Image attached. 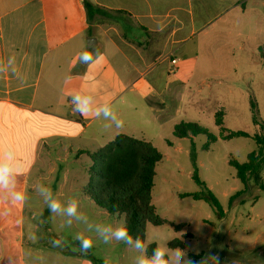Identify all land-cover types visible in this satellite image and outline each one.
I'll use <instances>...</instances> for the list:
<instances>
[{
    "label": "crops",
    "instance_id": "1",
    "mask_svg": "<svg viewBox=\"0 0 264 264\" xmlns=\"http://www.w3.org/2000/svg\"><path fill=\"white\" fill-rule=\"evenodd\" d=\"M88 1L96 7L90 18L85 0H0V163L11 169L0 190V264L21 259L25 194L59 181L73 155L92 157L98 139L104 147L119 134L149 141L150 130L179 122L187 97L195 108L203 94L210 102L217 92L233 95L226 75L197 76L199 53L189 50L227 36V27L214 26L241 1ZM246 5L264 2L243 1L244 12ZM226 215L175 228L178 249L196 264L210 255L204 264H228L234 229Z\"/></svg>",
    "mask_w": 264,
    "mask_h": 264
},
{
    "label": "rangeland",
    "instance_id": "2",
    "mask_svg": "<svg viewBox=\"0 0 264 264\" xmlns=\"http://www.w3.org/2000/svg\"><path fill=\"white\" fill-rule=\"evenodd\" d=\"M239 1L237 8L218 19L214 26L227 27V36L210 42L209 48L189 50L199 53L196 59L197 76L226 75V82L233 85V95L224 99L217 92L210 102V98L203 94L195 108L188 103L190 98L187 97L185 112L176 120L179 121L177 124L168 122L163 124L162 130H150L149 141L163 155L156 166L152 203L168 223L164 226L147 224L144 247H137L134 240H117L115 232L124 227L125 215L108 213L88 193L92 186L97 188L98 177L90 170L92 167L99 168V163L96 164L89 156L78 158L73 155L61 166L64 171L58 175L59 181L25 194L24 244L18 251L21 259H16L15 264H21V260L23 264H93L91 256L103 264H137L140 258H151L146 251V246L150 244H156L165 253V259L175 264V250L178 248L169 245L173 240H181L175 228L187 222L196 223L200 219L216 221L218 218L216 210L208 202L180 197L183 193L202 190L192 177L195 170L190 155L192 143L196 148L198 175L221 202L227 213L225 224L234 229L228 257L222 260L228 264H264L261 253L264 249V190L261 188L264 185V168L259 184L250 179L244 186L237 177L236 169L229 164L231 159L246 162L248 155L258 148L250 138L224 140L222 130L246 131L251 136L263 133L260 124L264 123V59L261 53L264 46V6L251 8L246 5L244 12L241 3L246 0ZM239 33L241 37H238ZM181 65L184 70L192 68L195 57L188 58ZM222 109L225 112L223 125L217 126L216 113ZM254 119L258 120V124L254 123ZM181 122L198 123L217 136L218 141L205 150V135L176 138L174 129ZM103 145V140L98 139L92 153ZM64 172H67L65 177ZM232 196L234 198L230 203ZM53 202L60 204L56 211L50 208ZM73 202L77 206L76 213L70 216L66 210ZM78 236L92 241V247L87 252L81 250ZM106 236L109 238L107 243L104 242ZM256 238L260 241L254 249L245 252L237 250L240 246L251 245ZM210 257L204 258L203 262ZM194 259L184 253L183 260Z\"/></svg>",
    "mask_w": 264,
    "mask_h": 264
},
{
    "label": "trees",
    "instance_id": "3",
    "mask_svg": "<svg viewBox=\"0 0 264 264\" xmlns=\"http://www.w3.org/2000/svg\"><path fill=\"white\" fill-rule=\"evenodd\" d=\"M261 1L264 2V0ZM85 7L90 18L92 10H96V7L88 0H85ZM261 53L264 59V46L261 48ZM252 107L255 108L254 103ZM224 116L223 109L217 111V126L223 125ZM254 123L258 124V120L254 119ZM260 127L263 133L253 136L246 131L222 129L225 133L224 140L244 137L252 139L257 145L258 150L252 151L246 162L240 163L235 159L229 160V164L236 169L237 177L244 186L248 184L250 179H255L256 183L259 184L260 173L264 168V123H261ZM198 135L207 136V141L203 145L205 150H208L212 144L218 141L217 136L195 122H181L174 129L176 138H193ZM190 155L195 167L192 177L202 187V190L196 193H183L180 194V197L204 200L214 207L218 215L222 216L223 209L220 201L198 175L194 143H192ZM92 158L96 164L99 163V168L92 167L90 170L93 175L98 177L97 188L92 186L88 190L91 199L110 214H124L123 229L127 230L131 240L136 243L139 241L140 247H144L147 237V224L164 226L168 223L157 213L152 203V190L157 174L156 166L162 161L163 155L151 142L145 139L119 134L113 141L108 142L93 153ZM261 188L264 190L263 184ZM233 198L234 196L230 198V201ZM169 245L171 248L183 247L181 240H173ZM156 249V244L146 246V251L151 257ZM90 258L93 264H103L92 256Z\"/></svg>",
    "mask_w": 264,
    "mask_h": 264
},
{
    "label": "clouds",
    "instance_id": "4",
    "mask_svg": "<svg viewBox=\"0 0 264 264\" xmlns=\"http://www.w3.org/2000/svg\"><path fill=\"white\" fill-rule=\"evenodd\" d=\"M86 111L85 109H80L81 114ZM6 158H0V161H3ZM11 169L4 163H0V190L3 189L5 181H6V174L10 172ZM0 201H3V197L0 196ZM76 203L73 202L69 205L67 208V214L68 215H74L76 213ZM50 208L53 211H56L57 209L60 208V204L58 202H53L50 205ZM115 237L117 240H124L125 242H129L131 240V237L128 235L126 229H118L115 232ZM77 239H80L78 236ZM108 237L106 236L104 239V242H108ZM54 244H58V242H54ZM80 245H81V250L83 252H87L89 248L92 247V241L90 239L84 238L80 239ZM137 247H140L139 241L137 242ZM184 252L180 249L175 250V264H196V262L191 261V260H183ZM137 264H170V260L165 259V253L161 251L159 248L154 250L153 256L151 258H140L137 261ZM200 264H204L203 261L200 262Z\"/></svg>",
    "mask_w": 264,
    "mask_h": 264
},
{
    "label": "water",
    "instance_id": "5",
    "mask_svg": "<svg viewBox=\"0 0 264 264\" xmlns=\"http://www.w3.org/2000/svg\"><path fill=\"white\" fill-rule=\"evenodd\" d=\"M96 38H94V37H90V38H88V40H87V42H88V46L89 47H93L95 44H96Z\"/></svg>",
    "mask_w": 264,
    "mask_h": 264
},
{
    "label": "built area",
    "instance_id": "6",
    "mask_svg": "<svg viewBox=\"0 0 264 264\" xmlns=\"http://www.w3.org/2000/svg\"><path fill=\"white\" fill-rule=\"evenodd\" d=\"M177 63H178V59L173 58V59L171 60V65H172V68H173V69L176 67Z\"/></svg>",
    "mask_w": 264,
    "mask_h": 264
}]
</instances>
